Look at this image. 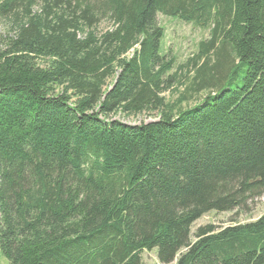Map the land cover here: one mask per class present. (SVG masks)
<instances>
[{"label": "trees", "instance_id": "16d2710c", "mask_svg": "<svg viewBox=\"0 0 264 264\" xmlns=\"http://www.w3.org/2000/svg\"><path fill=\"white\" fill-rule=\"evenodd\" d=\"M158 13L208 30L185 61ZM0 26L6 264H264V214L191 239L264 194V0H0Z\"/></svg>", "mask_w": 264, "mask_h": 264}, {"label": "rangeland", "instance_id": "374dc122", "mask_svg": "<svg viewBox=\"0 0 264 264\" xmlns=\"http://www.w3.org/2000/svg\"><path fill=\"white\" fill-rule=\"evenodd\" d=\"M157 21L164 30L162 39V48L176 57L177 62H183L190 57L195 51L197 43L208 36V30L192 25L191 23L172 18L169 16L157 14ZM1 29V26H0ZM168 99H174L176 93L169 90L165 95ZM192 104V103H190ZM127 124H138L155 119L153 115L140 114L137 116H122L117 114L113 116ZM246 209H236L225 212L209 211L195 220L191 226V236L200 226L211 224L216 230L237 223L253 222L264 214V194L253 198L246 204ZM177 259V258H176ZM141 264H164L160 263L156 256V248L152 250H143L140 254ZM0 264H6V261L0 256ZM167 264H175L173 262Z\"/></svg>", "mask_w": 264, "mask_h": 264}]
</instances>
